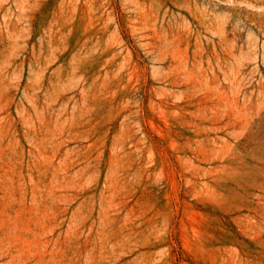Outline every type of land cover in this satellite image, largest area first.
<instances>
[{
	"label": "rangeland",
	"instance_id": "rangeland-1",
	"mask_svg": "<svg viewBox=\"0 0 264 264\" xmlns=\"http://www.w3.org/2000/svg\"><path fill=\"white\" fill-rule=\"evenodd\" d=\"M0 264H264V0H0Z\"/></svg>",
	"mask_w": 264,
	"mask_h": 264
}]
</instances>
